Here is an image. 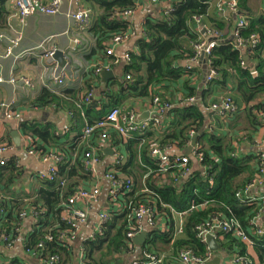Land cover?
Masks as SVG:
<instances>
[{"label":"trees","instance_id":"16d2710c","mask_svg":"<svg viewBox=\"0 0 264 264\" xmlns=\"http://www.w3.org/2000/svg\"><path fill=\"white\" fill-rule=\"evenodd\" d=\"M240 12H250L248 0H237ZM135 0H116L114 2L102 3L103 13L91 29L96 37V48L94 52L107 55L106 44L117 34H124L128 28V21L121 16L123 12L134 10ZM215 2V1H214ZM213 0H178L172 9L165 12V16L159 20H147L145 37L138 41L139 50L131 55V65L125 69L131 75L132 82L117 85L118 91L113 93L109 99V105L102 111L96 112L97 107L87 108L85 116L92 125L102 118L112 108H120L121 105H128L131 109L138 108L145 111L153 103L154 96L160 95L158 91L165 84L177 86L188 74L184 89L187 92L185 98H196L198 91L191 84L190 76L194 71L177 66L182 61L194 58V46L203 41L198 33L197 18L209 19L212 8L216 10ZM219 13V12H218ZM6 10L0 4V20L5 16ZM119 14V15H118ZM220 14V13H219ZM242 16V15H241ZM246 23L243 27H233V19L224 24L214 19L212 31L222 34L224 41L220 42L208 57L210 68L217 73L216 79L207 84L196 103H184L182 106L172 109L167 114L173 117L171 124L161 132L158 129H151L148 139L144 144L140 135H134L129 139H115L117 144L125 146L127 161L119 170L132 177L135 186L130 197L135 203L145 202L154 199L152 194H144L143 190L148 188L151 192L159 195L162 202L176 208L179 211L187 210L192 204H200L211 201L207 210L191 213L186 221V239L179 241L174 247L189 248L198 255H204L207 247L201 244L196 237V226L208 222L215 213L228 216L227 208H230L233 215L242 223L248 231L250 221L257 215L260 207L257 203H242L236 199V193L248 185L256 172L259 153L252 156L241 153L235 155V149L223 135L217 132L208 133L211 126L212 116L206 115L198 105L203 103L204 109L220 101V95L227 92L228 86L232 84L235 91L230 95L239 109L246 106L247 121L251 126V133L254 134L260 126L261 116L258 112H264V14L258 18L241 17ZM203 26V24H201ZM4 28V24H0ZM235 29L239 38L245 43V47L238 48L236 41H228L234 35ZM201 37V38H200ZM252 37L259 40V44L252 48ZM95 54V53H94ZM251 59L248 64L245 58ZM113 59V58H112ZM113 61H115L113 59ZM256 75H255V74ZM113 84H116L114 81ZM92 90L90 88L88 91ZM184 99V100H185ZM80 99L76 100L75 104ZM55 101V95L45 90L34 103L35 105H46ZM133 104V105H130ZM211 104V105H210ZM123 105V106H124ZM231 116L232 115H226ZM230 117V118H231ZM96 118V119H94ZM98 118V119H97ZM217 119V118H216ZM218 118L216 121H219ZM236 123V122H234ZM207 125V128H206ZM233 128V126H231ZM26 136H39L43 139L54 137L43 131L36 130L35 126L22 125ZM196 130L204 143L206 158L205 165L211 167L210 176L205 180L200 172L194 174L182 184H174L162 175L148 176L151 170L158 169L156 161L150 157V149L153 142L161 145L177 144L184 151L190 142L188 134ZM97 140V139H96ZM82 142V141H81ZM11 144V143H10ZM96 145V143L92 142ZM80 157L75 162H67L66 159L59 166V181L43 185L39 199L29 208L37 214L36 225L27 243V250L33 251L35 256L44 260L51 256L60 257V264H73L77 262V249L64 247L57 237L58 231H69L72 227L62 221V204L74 194L75 189L87 182L90 177L82 164L83 153L86 147L81 145ZM41 152L42 151L38 149ZM63 154V153H62ZM0 178L4 177V171L11 168V171H18L16 160L11 158L6 165L1 166ZM16 173V172H15ZM60 179L66 180V186H60ZM212 180V183L210 182ZM42 206H39V204ZM26 206L20 204L9 205L5 201L0 202V215L3 221L0 230V238L4 235H15L22 220L20 215L25 211ZM49 235L54 236V241L47 240ZM219 243L237 254L248 257L246 247L236 241L231 233L219 232L216 236ZM262 239V238H260ZM258 239V245L253 249L250 256L253 264H264V238ZM43 244V250L39 245ZM88 251V264H129L126 259L127 239L126 221L124 215L114 214L112 220L104 228V234L96 237L94 241L82 243ZM169 237L153 231L141 249L149 252H164L170 249ZM248 254V255H247ZM124 257V259H123ZM124 262L122 263V261ZM10 264H24L23 261L14 259Z\"/></svg>","mask_w":264,"mask_h":264},{"label":"crops","instance_id":"0c3cea01","mask_svg":"<svg viewBox=\"0 0 264 264\" xmlns=\"http://www.w3.org/2000/svg\"><path fill=\"white\" fill-rule=\"evenodd\" d=\"M41 1L48 4L53 0ZM114 1L116 0H81L82 6L90 8L93 14L88 25L79 26L70 18V15L77 11V6L71 0H63L62 9L58 15L48 17L37 14L28 18L23 25L19 23L17 11L13 2L11 0H0V4H2L7 13L2 20H0V24H4V28H0V34H4L8 39L17 38L19 35L22 37L19 47L15 49V56H19L18 59L0 57V76L5 79L15 77L18 81L20 78H25L31 82V87H24L20 82L16 85L7 83L0 86V105L14 100L16 108L22 113L20 120L6 121L4 111L0 108V144H9L11 146L8 158L9 160L11 158L15 159L19 167L18 171L12 172L10 168L3 172L4 177L0 178V202L5 201L9 205L20 204L26 206L25 211L27 210V219L22 220L15 235H8L9 239L14 243L13 248H8L5 244H0V264H10L14 259L23 261L24 264H44L39 256H35L33 252L27 250L28 240L36 225L33 212L29 208L39 199L41 192L46 190L43 185L45 182L37 178V173L47 170L51 166V163H44L39 158L29 156L25 151L28 143L32 141L37 145L38 149L42 151L63 153L67 162H75L76 159L80 157L81 145L84 146L81 142L82 131L87 123L90 124L85 116L87 108L92 105L90 108L97 107L96 112H99L109 105V97L118 91L117 85H121L126 81L127 70L125 68L128 66L125 65V57L126 55H132V53L138 52V41L145 37L146 21L149 19L155 21L164 18L165 12L172 9L175 2L178 0H135L133 15L129 17L122 16L128 21L126 33L130 34V39L126 43L114 47V56H111L115 60L113 61L112 58L105 55V52L104 54L94 52L97 50L96 37L92 34L91 29L103 13L101 7L102 3H111ZM247 6L250 12H240V14L237 15V23L241 15L247 19L248 17L258 18L264 14V0H248ZM234 15L235 14H219L218 11L212 8L210 13L211 18L202 19L196 23L198 33H200L202 37L200 38H207V40H210L207 32H204V29L211 30L214 26V22L210 19L226 24L231 18L233 19V27H236L237 23L234 21ZM201 24H203V26ZM105 47L108 49L107 46ZM7 48V40L0 42L1 55L6 52ZM53 48H55L57 52L65 54L63 66H60V63L54 58H46V50ZM117 60L120 62L116 63ZM205 60L200 57L198 62L191 63V61L187 59L177 65L185 68V71H188L187 68L189 66L193 68L192 71L194 72L193 75L190 76V80L192 86L196 87L198 91L194 103L201 99V95L208 84L206 83L205 74L209 66L206 65L207 63ZM245 61L248 64H253L248 57L245 58ZM69 62H72L75 66V82H70L65 85H56L52 83L51 74L54 68H64ZM96 66L104 67L102 72H113L115 78L105 80L101 76L102 72L96 75L94 73V68ZM187 78H189L188 74L177 86H171L169 84L158 86V88H160L158 90L160 95L156 94L154 97L160 96L164 102L171 103L174 108L182 106L184 103H189L185 102L187 92L183 86ZM204 79L205 83L203 82ZM114 81L116 84H113ZM201 85H203L202 88ZM90 88L95 91L93 103L83 110L77 109L75 104L76 100L81 99V97L87 94ZM228 89L229 90H227L225 94L220 96H230L235 91L232 84L228 86ZM45 90L55 95V101L46 105H35L34 103ZM263 100L264 98L260 101ZM123 105H121L120 109L124 111H135L139 120H141L140 117L145 112H149L150 116L152 114L154 115L153 103L145 111H141L138 108L131 109L130 106ZM198 105L206 115L212 116V122L211 126H209L208 133L216 131L218 136L223 135L227 143L234 147L235 155H241V153H243L252 156L255 153H264V120L261 119L259 128H257L254 134H250L252 128L244 113L246 111L245 105L241 107L242 111H240V113L232 115V117L222 116L219 113L204 109L202 102H199ZM168 113L169 112L159 115L160 121L164 127L171 124L173 121V117L168 116ZM216 118L220 120L216 121ZM226 118H230L229 120H232L233 123H227ZM243 118L247 121L245 131L241 134L239 133L240 131H236V135H233L231 129L234 128L236 123L242 121ZM24 124L35 126L36 130L48 133L55 138L54 141H51L49 137L48 139H43L39 136H26L22 130V125ZM66 126L69 127L67 131H65ZM231 126H233V128H231ZM13 132H18L20 136V148L13 142ZM113 136L116 137V135ZM198 136L197 140L203 143L200 139L199 132ZM115 144L114 141V144L111 143L103 146L102 143L96 141V146L101 149L99 151L102 158V166L99 168L101 179L112 159L114 154L113 146ZM122 146L124 147L122 150L123 154L127 156L125 146ZM189 147L190 146L187 147V150ZM106 148H112L113 154H107L105 152ZM187 150L184 151L180 149L179 153L188 155ZM192 162L194 163V159H192ZM254 164L256 165V172L252 180L256 179L259 175L258 162ZM195 166L199 168L196 169ZM194 172L202 173L198 164H194ZM204 179L207 180L206 178ZM108 186V182L103 180V202L90 213L88 224L82 228L80 234L81 240L87 238L98 224V213L104 207L106 192L109 188ZM252 195L256 197L263 196L264 185L254 189ZM39 206H42V204L40 203ZM0 215H4L3 212L0 213ZM2 219H0V230L3 225ZM257 224L260 227H264V214L257 219ZM252 231L253 226L250 221L248 232L252 233ZM145 232L149 233L150 229L147 228ZM149 236L150 234L148 238ZM216 240L220 248L216 252L213 251V260L215 256H220L222 259L220 264H235L232 259L238 252L234 253L229 250L228 246H222L217 237ZM236 241L240 242L239 240ZM77 246V262L75 263L74 261L73 264H79V245ZM244 246L246 247V245ZM246 251V253H249V255H247L253 264V260L250 257L253 254V250L246 247ZM126 259H128V263L131 264L133 259L129 256H126ZM164 264L180 263L169 258Z\"/></svg>","mask_w":264,"mask_h":264},{"label":"built area","instance_id":"2783aa9c","mask_svg":"<svg viewBox=\"0 0 264 264\" xmlns=\"http://www.w3.org/2000/svg\"><path fill=\"white\" fill-rule=\"evenodd\" d=\"M17 11V18L19 23L23 25L28 18L34 15H43L48 17L56 16L62 9L63 0H53L51 3H43L41 0H11ZM76 6L77 11L70 15V18L76 25L85 26L90 23L92 17V10L90 8L82 6L81 0H71ZM215 1V2H214ZM215 3L216 11L222 14H239L240 8L237 0H213ZM134 11L129 10L123 12L121 16H132ZM197 22L202 18H197ZM245 21L239 19L236 25L237 27L245 26ZM204 32L211 37L209 42L201 41L194 46V58L191 59V63L198 62L202 55L205 56L206 65L208 68V75L206 77V83H211L218 76L217 73L210 68V62L207 61L211 52L217 47V45L224 41L222 34L214 32L212 30L204 29ZM130 39V34H117L107 43V55L114 56V47L126 43ZM7 40L8 48L4 54H0L2 58H15V49H17L21 43L22 37L19 35L17 38L8 39L4 34H0V42ZM234 40L238 48L245 47V43L239 38V33L235 29ZM252 48H255L259 44V40L256 37H252ZM46 58L53 59L57 52L55 48L46 50ZM120 61H116L119 63ZM125 65H131V55H126ZM188 71L193 68L189 66ZM104 70L102 66H96L94 73L100 74ZM255 74V73H254ZM75 66L72 62L66 64L64 68L56 67L51 74L52 83L56 85H65L70 82H75ZM256 75V74H255ZM126 81H132L131 75L126 71ZM20 82L24 87H31V82L28 79L20 78L16 79L11 77L5 79L0 76V86L4 84L16 85ZM95 99V91L92 89L87 92L76 103V108L83 110L85 107L90 106ZM189 103H194L195 99H189ZM0 108L4 111V117L6 121H18L21 119L22 113L16 108L14 100L2 103ZM174 106L169 102H164L160 96H156L153 99L152 114L147 120H139V117L135 111H124L120 108H112L106 115L98 119L94 124H86L82 131V143L86 147V151L83 153L82 164L89 175L90 179L78 186L75 192L62 204V221L72 227L69 231H58L57 237L59 242L64 247L75 249V245H79L78 258L79 264H88L87 257L88 251L84 248L82 243L87 241H94L97 236L104 234V228L112 220L114 214L124 215L126 221V239H127V251L126 256L131 257L133 260L131 264H164L169 258L175 260L180 264H208L214 258V252L210 249L208 244V237L211 235L216 236L219 232L231 233L233 237L239 240L242 244L246 245L248 249H254L258 245V239L264 238V227H260L257 224L259 219L264 214V195L256 197L252 195V192L257 187L264 185V153H259L258 158V171L259 175L256 179H253L248 185L239 190L236 193V199L242 203H257L260 209L257 215L251 220L253 226L252 233H249L240 221L233 215L230 208H227L229 215L224 216L222 214L215 213L213 217L206 223H202L196 226V237L198 241L207 247V252L204 255H198L194 250L189 248H179L175 250V245L179 241L186 239L185 228L188 216L195 211H205L211 204V201H205L200 204H192L191 207L184 211H179L176 208L161 201L159 195L151 192L150 189L145 188L144 194H152L154 199L146 200L145 202L135 203L130 197L133 192L135 181L132 177L122 173L119 167L124 166L127 161L126 155L123 154L124 147L121 144L113 146L114 154L111 161L106 168L103 178H100L99 168L102 166V158L99 154V149L92 142L102 143L108 145L113 143L115 139H129L134 135H140L142 144L149 138L148 133L151 129H158L163 132L166 127L162 125L159 115L165 114L171 111ZM215 113H219L222 116L236 115L239 112L238 107L233 101L231 96L224 97L220 102H217L211 107H208ZM261 119L264 120V112H258ZM69 127H65L67 131ZM113 135H116L114 137ZM198 135L196 130H191L188 134L190 142L188 146L192 145V140ZM97 139V140H96ZM187 146V147H188ZM180 149L177 144L161 145L158 142H153L150 149V157L156 161L158 169L156 171L151 170L148 176L153 175L157 177L162 175L164 179H169L174 184L182 183L188 180L194 173V164H198L201 168V174L204 178L208 179L210 176L211 167L206 166L205 158L206 151L203 143L197 140L192 147V153L190 156L180 154ZM11 150L9 144H0V165L4 166L9 161L8 154ZM29 156L39 158L44 163H51V166L45 171H39L37 178L44 182L53 183L59 181V166L64 162L65 156L62 153L55 151L41 152L37 150V145L30 141L25 149ZM194 159V163L192 162ZM103 180L109 184L108 191L106 192V200L104 201V207L98 213V224L94 228V231L84 240L80 239L82 228L89 222L90 213L101 202H103ZM213 179H210L212 183ZM66 180L60 179V186H66ZM2 213V211H0ZM34 218L37 219V214L33 213ZM21 220L27 219V213L24 212L20 215ZM150 229V234L153 231H157L160 234L166 235L170 240V249L165 252H149L147 249H141L135 244L134 240L140 236L143 232ZM48 241H54V236L49 235ZM217 241V240H216ZM0 244H5L8 248H13L14 243L9 239L8 235H4L0 238ZM43 244L39 245V249L43 250ZM140 249V250H138ZM33 252V251H30ZM34 253V252H33ZM35 255V253H34ZM235 264H252L249 257H243L239 254H235L233 257ZM44 264H59L60 257L51 256L42 260Z\"/></svg>","mask_w":264,"mask_h":264},{"label":"water","instance_id":"95a60500","mask_svg":"<svg viewBox=\"0 0 264 264\" xmlns=\"http://www.w3.org/2000/svg\"><path fill=\"white\" fill-rule=\"evenodd\" d=\"M239 14H240V13H239ZM239 14H237V15H239ZM237 15H234V21H235V23H237ZM233 40H234V35H232L231 38H230L228 41H233ZM204 57H205V56L202 55V59H203V60H205ZM64 58H65V54L62 53V52H57V53H55V55H54V59L57 60V61L60 63V66H63V65H64ZM207 75H208V71L206 70L205 78L207 77ZM101 76H102L105 80H109V79H113V78H115V75H114L113 72H107V71L102 72ZM203 82L205 83V79H204ZM203 85H204V84H203ZM203 85H201V88L203 87ZM149 116H150V113H149V112H145V113L140 117V119H141V120H145V119H148ZM12 137H13V142L15 143V145H16L17 147L20 148V146H21V139H20V136H19L18 132H13V133H12ZM198 137H199V136L197 135V136L192 140V145H191V146L188 148V150H187V154H188V155H191V153H192V147H193V145H195V143H196ZM105 152H106L107 154H109V155H110V154H111V155L113 154L112 148H106V149H105ZM195 168L198 169L199 167H198V166H195ZM148 235H149L148 232H143L140 236H138V237L134 240L135 244L138 245V246H144V245L146 244L147 239H148ZM208 244H209L210 249H211L212 251H214V252L218 251L219 248H220L219 245H218V243H217L216 240H215V236H214V235H211V236L208 237ZM221 260H222V259L220 258V256H215V259H214L213 261H211L210 263H208V264H220V263H221Z\"/></svg>","mask_w":264,"mask_h":264},{"label":"rangeland","instance_id":"374dc122","mask_svg":"<svg viewBox=\"0 0 264 264\" xmlns=\"http://www.w3.org/2000/svg\"><path fill=\"white\" fill-rule=\"evenodd\" d=\"M210 37V36H209ZM210 40H211V37L209 38ZM210 40H207V38H205L204 39V41H206V42H209ZM207 61H209V59H207ZM224 97L222 96L221 97V99H220V101L223 99ZM220 101H218V102H220ZM230 118H226V122L227 123H229V124H231V123H233V121L232 120H229ZM240 123V124H239ZM239 123H236L235 124V126H234V128L233 129H231L232 130V133H233V135H236L235 134V132L236 131H240L239 133L241 134V133H243L244 131H245V129H246V126H247V121H245V118H243L242 119V121H240ZM238 124V125H237ZM249 130V129H248ZM123 259H124V257H123ZM122 259V260H123ZM124 262V260L122 261V263Z\"/></svg>","mask_w":264,"mask_h":264}]
</instances>
